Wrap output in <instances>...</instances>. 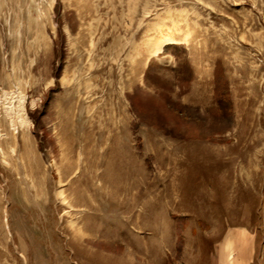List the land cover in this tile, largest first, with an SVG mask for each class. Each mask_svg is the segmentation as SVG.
I'll use <instances>...</instances> for the list:
<instances>
[{
	"label": "rangeland",
	"instance_id": "1",
	"mask_svg": "<svg viewBox=\"0 0 264 264\" xmlns=\"http://www.w3.org/2000/svg\"><path fill=\"white\" fill-rule=\"evenodd\" d=\"M49 2L0 0L31 119L1 141L0 264H215L227 230L264 264V0ZM170 18L190 40L150 55Z\"/></svg>",
	"mask_w": 264,
	"mask_h": 264
},
{
	"label": "bare ground",
	"instance_id": "2",
	"mask_svg": "<svg viewBox=\"0 0 264 264\" xmlns=\"http://www.w3.org/2000/svg\"><path fill=\"white\" fill-rule=\"evenodd\" d=\"M38 1V0H37ZM46 1V0H45ZM54 0H50L49 2V7H53L52 5ZM30 3H33L32 1H30ZM44 3V2H43ZM45 5V4H44ZM30 6V5H28ZM46 6V5H45ZM38 7V6H37ZM48 7V8H49ZM31 8V7H30ZM23 9V7H21L20 11ZM27 9V8H26ZM39 10V9H38ZM43 10V9H42ZM28 11V10H27ZM31 11V10H30ZM49 13V12H48ZM23 14V13H22ZM42 16V15H40ZM31 18V17H30ZM19 19V18H18ZM37 19V18H36ZM43 19V16L42 18ZM16 20V19H15ZM44 20V19H43ZM171 22H172V28L171 27H167L168 32L164 33L162 35H160L158 38L155 39H151L149 42V46H150V50L149 53L150 55H158L159 53H161L164 49V46L166 43H171V42H178V41H183V42H188L191 38V30L188 26V22H186L184 24V27L181 25V23L178 20H175L173 18H170ZM157 21V20H155ZM18 22V21H17ZM19 23V22H18ZM45 24V23H44ZM159 22H156L155 25L156 27L158 26ZM22 24H19L18 29L16 30L18 32V35L21 33V26ZM24 25V24H23ZM44 26V25H43ZM24 27V26H23ZM166 27V26H165ZM41 28V27H40ZM24 30V29H23ZM68 30V29H67ZM92 31V30H91ZM150 31V30H149ZM178 32L181 34V38L180 40H177V38L175 37L174 33ZM32 33V32H31ZM89 33V31H88ZM21 36V34H20ZM18 36V37H20ZM92 37V35H91ZM43 39L46 41V35L45 33L41 30V29H37L36 30V35H35V39ZM154 38V37H153ZM89 43V48H88V52L90 54V52L95 49V42L93 40V38H91ZM96 41V40H95ZM19 42V40L17 41ZM21 42V41H20ZM34 46V45H33ZM113 46V45H112ZM120 46V45H119ZM87 49V48H86ZM115 52V51H114ZM116 53V52H115ZM115 55V54H114ZM120 55V54H119ZM118 56V55H117ZM89 57V56H88ZM92 57V56H91ZM131 57V56H130ZM88 59V58H87ZM113 59V58H112ZM117 59V57H116ZM131 59V58H130ZM115 60V58H114ZM33 61V60H32ZM93 61V60H92ZM93 63V62H91ZM92 65V64H91ZM90 65V66H91ZM90 68V67H89ZM92 68V67H91ZM67 71V70H66ZM74 76V75H73ZM76 76V75H75ZM72 77V76H71ZM74 78V77H72ZM62 81L64 83L71 81L70 80V76L66 73L63 75ZM63 84V83H62ZM17 94V93H16ZM15 94V95H16ZM3 95V97H2ZM14 95V94H13ZM13 97V96H12ZM17 97V103L14 105L12 101H9L8 98V92H3L2 94H0V153L3 156V159L6 160L5 157V152L3 150V147L1 146V141L3 139H5L6 137H9L10 139L13 138V140L17 141V132L20 128H28L29 124H30V117L28 116L26 109H25V93L23 91H21L19 93L18 96H15V98ZM11 98V97H10ZM13 100V99H12ZM14 101V100H13ZM63 104V102H62ZM68 106V105H67ZM91 107V106H90ZM94 107V106H92ZM68 108V107H67ZM69 110V108H68ZM72 110V109H71ZM66 111V110H65ZM94 111V110H93ZM75 113V111H74ZM75 115V114H74ZM6 120V126H8V131H4L3 130V125H4V121ZM65 146V145H64ZM11 152L15 151V146H11L10 147ZM100 151V150H99ZM82 155V153H81ZM78 157V156H77ZM79 160V159H78ZM7 161V160H6ZM68 162V161H67ZM81 162V161H80ZM69 163V162H68ZM56 164V163H55ZM76 171V170H75ZM110 174V173H109ZM63 176V175H62ZM64 177V176H63ZM60 179V178H58ZM61 180V179H60ZM101 181V180H100ZM62 183V182H61ZM64 190L60 189L59 193L62 195V199L65 200L66 198L63 195ZM67 197V196H66ZM68 201V200H67ZM68 205V204H67ZM76 224V223H75ZM77 228V227H76ZM81 228V227H80ZM78 229V228H77ZM81 230V229H80ZM229 241L226 242L225 247L226 250H229ZM231 252H229L230 254ZM7 262V261H6Z\"/></svg>",
	"mask_w": 264,
	"mask_h": 264
},
{
	"label": "crops",
	"instance_id": "3",
	"mask_svg": "<svg viewBox=\"0 0 264 264\" xmlns=\"http://www.w3.org/2000/svg\"><path fill=\"white\" fill-rule=\"evenodd\" d=\"M236 234L234 230H227L225 244L229 241V250L221 246L215 264H252L255 250L252 237L241 231Z\"/></svg>",
	"mask_w": 264,
	"mask_h": 264
}]
</instances>
